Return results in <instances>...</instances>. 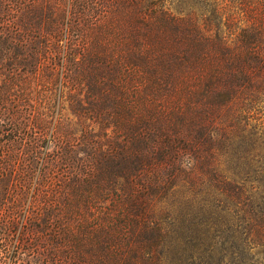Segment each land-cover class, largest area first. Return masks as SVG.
Instances as JSON below:
<instances>
[{
	"label": "trees",
	"instance_id": "16d2710c",
	"mask_svg": "<svg viewBox=\"0 0 264 264\" xmlns=\"http://www.w3.org/2000/svg\"><path fill=\"white\" fill-rule=\"evenodd\" d=\"M0 264H262L264 0H7Z\"/></svg>",
	"mask_w": 264,
	"mask_h": 264
},
{
	"label": "rangeland",
	"instance_id": "374dc122",
	"mask_svg": "<svg viewBox=\"0 0 264 264\" xmlns=\"http://www.w3.org/2000/svg\"><path fill=\"white\" fill-rule=\"evenodd\" d=\"M7 0H0V16L3 15L4 13V9L2 7L3 4H6ZM258 261H261L262 264H264V261H262L261 259L258 258Z\"/></svg>",
	"mask_w": 264,
	"mask_h": 264
}]
</instances>
